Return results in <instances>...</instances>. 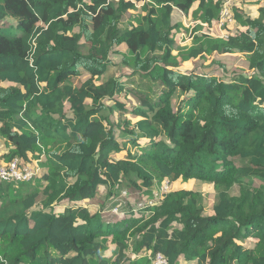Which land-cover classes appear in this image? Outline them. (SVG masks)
Returning <instances> with one entry per match:
<instances>
[{
    "label": "trees",
    "instance_id": "1",
    "mask_svg": "<svg viewBox=\"0 0 264 264\" xmlns=\"http://www.w3.org/2000/svg\"><path fill=\"white\" fill-rule=\"evenodd\" d=\"M130 1L0 0V161L39 167L0 181V264H151L136 256L148 251L169 264H264V0L247 15L235 6L227 38L197 35L181 57L243 52L249 73L231 78L182 70L173 51L183 20L216 35L221 0H141L124 27ZM115 54L129 73L105 78ZM130 172L145 191L210 183L211 209L179 187L151 208L123 205L116 222L92 212L98 187Z\"/></svg>",
    "mask_w": 264,
    "mask_h": 264
},
{
    "label": "rangeland",
    "instance_id": "2",
    "mask_svg": "<svg viewBox=\"0 0 264 264\" xmlns=\"http://www.w3.org/2000/svg\"><path fill=\"white\" fill-rule=\"evenodd\" d=\"M142 1H130V3L127 5L128 10L125 13V15L122 17L121 24L125 27L127 24L133 20L137 15H139V7L141 5ZM258 4V3H257ZM257 4L254 3H248L243 6V14L247 15V11L251 9L252 7H255ZM258 6V5H257ZM248 9V10H247ZM183 25L186 26L187 30L184 28H181L178 32V42L173 46V51L176 53L175 59L180 62V67L182 70L186 71H192L193 69L197 70L198 72H204V73H214L218 76H222L221 78H231L233 74L235 73H245L248 74V63H247V57L243 52H233L230 54H219L215 53L213 55L206 56L205 58H196L187 60L185 62H181V57L184 53L187 52V50L194 46V38L197 35H206L209 36V30L203 26H201L198 23H192L188 21H182ZM200 25V26H198ZM132 45V41H130V46ZM121 51L127 52L125 48H122ZM213 58L215 63H213ZM115 63L112 61L111 64L108 66L107 71L105 72V78L108 77H121L122 74H127L129 71L127 68H123L120 65V55L115 54L113 57ZM132 76V75H131ZM130 76V77H131ZM128 78L124 82V86L127 92V96L130 97V99H135L133 92H136L135 89L132 87L134 82V86L136 85V82L138 83V78L136 76H133L131 78ZM161 88L158 86L157 88H154L155 90ZM123 95L121 94L118 98H122ZM109 104L113 105L114 103L110 100L107 101ZM177 98H173L172 103L173 107H176ZM128 106V105H127ZM118 116V112L116 113ZM119 117V116H118ZM124 114L122 113L119 118H123ZM134 120V119H132ZM115 124H118L117 117L115 118ZM123 138H131L134 136V134H128V133H122L121 134ZM123 183L121 186L109 189L108 186L102 185L98 187L97 195L90 201L89 206L92 212H95L94 210H98L99 214L102 215V218L108 221H119L121 217L119 216L122 213V206L123 205H129L132 210H136L138 207V204L143 201H147L148 199H151V196L149 192L154 193L158 192V186L161 183H154L151 188L145 191L146 187L141 186V179L136 176L135 173L130 172L123 178ZM167 181L169 189H175L179 187H187L192 188L193 190H196L200 195L201 198H203L204 201V207L205 211L209 212L211 209V204L214 199V195L216 193V188L207 182H174L171 183L169 180L165 179L162 182ZM138 185V187L135 186V184ZM118 198L116 204L119 206L120 209L117 208V213L113 212L114 208L117 207L115 204L110 203L112 199ZM200 198V200H201ZM114 207V208H113ZM92 208L94 210H92ZM58 210L59 207H56ZM111 209V212L109 214V211ZM101 211V212H100ZM105 211H107L105 213ZM133 242V239L130 241V243ZM108 249L103 253V256H110L113 245L111 243L108 244Z\"/></svg>",
    "mask_w": 264,
    "mask_h": 264
},
{
    "label": "built area",
    "instance_id": "3",
    "mask_svg": "<svg viewBox=\"0 0 264 264\" xmlns=\"http://www.w3.org/2000/svg\"><path fill=\"white\" fill-rule=\"evenodd\" d=\"M259 1L260 0H221V6L219 8L215 23L216 35H214L211 30H209V34L219 38H227L229 34L226 31V26L234 22V7L242 4L243 2L255 4ZM199 24L206 28L205 23L200 22ZM37 171V166H32L27 163H21L20 160L15 157L7 163L0 164V181L15 183L27 182L32 180V178L36 175ZM170 190L171 189H169L167 181L161 182L158 186V192H149L151 199L140 202L136 209H144L148 207L151 208L157 205L164 196V194L168 193ZM117 208L118 207L114 208V213H117ZM110 212L111 209L109 213ZM135 255L136 254H133V257ZM136 256H146L150 260L151 264H169L168 259L161 252H156L152 254L150 251H148L139 253Z\"/></svg>",
    "mask_w": 264,
    "mask_h": 264
},
{
    "label": "clouds",
    "instance_id": "4",
    "mask_svg": "<svg viewBox=\"0 0 264 264\" xmlns=\"http://www.w3.org/2000/svg\"><path fill=\"white\" fill-rule=\"evenodd\" d=\"M260 2V1H259ZM255 4H257V3H255ZM221 6V5H220ZM198 24L200 23V22H197ZM234 23V22H233ZM201 25V24H200ZM202 26V25H201ZM210 36H213V37H215L214 35H210ZM224 39V38H223ZM0 164H2V162H0ZM38 167V166H37ZM38 169H39V167H38ZM38 172V171H37ZM37 174V173H36ZM34 178V177H33ZM1 182H4V181H1ZM14 183V182H13ZM172 189V188H171ZM106 213V212H105ZM110 214V213H109Z\"/></svg>",
    "mask_w": 264,
    "mask_h": 264
},
{
    "label": "crops",
    "instance_id": "5",
    "mask_svg": "<svg viewBox=\"0 0 264 264\" xmlns=\"http://www.w3.org/2000/svg\"><path fill=\"white\" fill-rule=\"evenodd\" d=\"M0 150H3V146L0 147ZM1 162V161H0Z\"/></svg>",
    "mask_w": 264,
    "mask_h": 264
}]
</instances>
